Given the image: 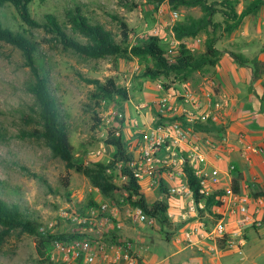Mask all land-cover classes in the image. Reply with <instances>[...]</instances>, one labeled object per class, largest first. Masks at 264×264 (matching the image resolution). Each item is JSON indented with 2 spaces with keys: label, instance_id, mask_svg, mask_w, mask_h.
<instances>
[{
  "label": "rangeland",
  "instance_id": "374dc122",
  "mask_svg": "<svg viewBox=\"0 0 264 264\" xmlns=\"http://www.w3.org/2000/svg\"><path fill=\"white\" fill-rule=\"evenodd\" d=\"M238 1L237 10L241 11L251 0ZM76 2L82 5L83 13L90 23L100 24L116 41L121 37L119 22L113 18L115 16L128 25L130 45H136L148 36H157L170 54L168 56L170 62L173 60L171 55L179 45L173 39L171 26L186 15L193 17L201 15L199 8H182L175 18L174 12L166 3L156 8L147 0H32L28 9L31 18L41 24L45 23V15H54L70 37L85 42V38L74 30L65 16V9ZM131 2L136 3L137 7H131ZM254 17L258 15L248 18L249 22L245 23L243 28L249 35L248 39L260 33L264 40V30L259 31V28H256L257 22ZM260 17L264 19V7ZM214 19L221 21L219 15ZM0 20L4 27L24 34L36 44L37 63L42 65L46 72L50 91L56 99L63 123L67 127L76 161L87 167H93L100 161L107 163L112 150H107V154L101 160H98V157H90L89 152L99 150L106 139V131L118 125L116 119L107 122L112 118L108 112L109 108L121 110L114 101L97 102L93 99L95 87L87 80L94 79L104 83L108 79H113L117 87L126 90L129 100L121 103L125 121L120 123V132L124 134L130 116L137 115V107L143 105V113H146L151 110L152 101L161 97L165 80L153 82L142 76L145 63L148 61L137 58L125 60L119 57L93 59L65 49L43 27H30L22 22L10 4L0 7ZM239 32L235 30L227 35L222 28L217 31L216 47L221 51V57L225 56L231 61L227 51L238 52L236 40L240 39L237 35ZM205 37V34H200L195 38L186 39L184 43L192 53L197 54L203 49ZM256 38L254 39L258 40L259 37ZM261 45L263 44L251 45L256 51L252 55L261 49ZM216 67L209 70L206 75L200 76L196 73L188 81H176L172 86L192 89L191 87L194 88L202 82H212L217 79ZM30 77V70L25 66L21 51L10 44L0 42V196L8 202L18 203L42 226L52 222L56 225L57 233L81 236L70 223L60 220V211L78 212L88 205L90 199L95 202L106 199L98 189L91 186L85 176L74 170H67L64 163L52 154L43 140L30 136L34 129H39L35 101L26 89ZM95 118L99 119L97 127ZM67 174L70 184L65 187L62 180ZM112 180L115 184L121 185L117 174H112ZM122 194L115 193L112 201H106L115 204ZM156 201L160 200L147 198L149 203ZM119 209L123 213V207ZM157 226L156 231L149 228H144V231L153 237L148 244L162 242V245L158 246V249L146 244L148 246L141 252L144 258L150 259L154 255L162 256L168 252L171 242L170 235H166L168 229L163 228L160 222ZM2 230L0 226V232ZM137 230V236L141 235L143 230ZM177 230L176 227L174 231H169L173 234ZM115 233L107 232L104 236L105 241L118 239ZM124 240L120 237L117 242L124 244ZM165 243L169 246L163 245ZM60 257L56 254L53 261L62 264L57 260ZM0 264H38L34 251V237L19 230L5 235L0 240Z\"/></svg>",
  "mask_w": 264,
  "mask_h": 264
},
{
  "label": "trees",
  "instance_id": "16d2710c",
  "mask_svg": "<svg viewBox=\"0 0 264 264\" xmlns=\"http://www.w3.org/2000/svg\"><path fill=\"white\" fill-rule=\"evenodd\" d=\"M148 3L158 8L166 3L173 12H178L182 8H199L201 15L193 17L186 15L180 20L174 22L171 26L173 39L179 43L178 49L171 55L172 62L169 61V55L166 48L162 45L161 39L151 35L138 42L136 45L129 43V27L118 17H113L119 22L120 37L116 41L112 34L106 31L100 24L90 23L87 16L83 13V7L79 3H75L71 7L65 9V16L68 23L79 34L85 38V42H80L70 37L63 29L56 17L52 14L45 15V23L41 24L31 18L28 6L32 0H0V7L10 4L17 11L20 19L30 27H43L48 33L52 34L54 39L62 44L65 49L79 54L81 56L93 59L105 57H119L125 60L137 58L145 63L142 76L150 81H162L163 90L167 91L174 88L172 85L177 82H186L193 78L196 73L200 76L206 75L209 70L215 68L220 61L221 51L216 47L218 41L217 31L220 28L230 35L237 30L244 18L255 16L261 8L264 7V0H251L240 12L237 10L238 0H147ZM125 6L128 4H124ZM135 8L137 4L130 3ZM219 15L221 21H215V16ZM200 34H205L203 49L201 52L192 53L185 45L184 41L189 38H195ZM0 42H5L19 49L22 53L25 66L31 73V79L26 83L27 91L33 96L36 106L37 123L39 129H34L30 136L35 139L43 140L45 145L50 149L52 154L58 157L67 170H74L78 174L85 176L91 186L99 190L102 196L112 201L115 193L127 191L129 200L131 196L137 199L131 202L134 206H139L148 216L156 218L163 228L168 229L167 235L170 234L169 227L172 225L167 217L168 201L167 197L163 200L153 203L147 202L144 194L140 191V186L132 175L127 164L131 161L132 154L127 150L126 133L120 132L114 126L108 129L107 137L104 141L106 146L112 147V153L107 163L102 161L96 163L93 167H87L76 161L73 153V146L70 143L68 130L63 123L60 110L56 99L51 93L49 82L44 67L37 63V47L36 44L26 37L24 34L14 32L4 27L0 20ZM232 59L245 65L247 62L237 53H230ZM252 62V61H249ZM254 66L255 78L258 71L264 68V63L252 62ZM261 68V69H260ZM256 72V73H255ZM89 84L94 85L95 89L92 98L99 101H114L118 108L123 111L122 102L129 100L128 94L124 88L116 86L113 79H108L104 83L98 80L89 79ZM99 104V103H98ZM152 112L154 110L152 109ZM98 126L99 119H94ZM166 120H157L153 124L160 125ZM125 118L121 121L124 123ZM94 127V128H95ZM120 127V126H119ZM194 130L206 133L215 139H220L223 127L211 122L200 123L194 126ZM119 131V135L115 133ZM122 164L120 169L117 166ZM112 169V173L108 174L107 170ZM187 183L193 192L196 201L203 198L200 197L199 181L193 175L192 170L185 165ZM237 172V171H236ZM120 174L127 178L125 184L117 185L112 180V174ZM241 174L233 179V188L239 192V180ZM65 187L70 184L69 174L62 180ZM162 191L167 189L162 187ZM221 194V190L213 193L206 198V208L212 205H218L216 196ZM69 196V194L67 195ZM98 203L93 199L88 201V205L80 209L78 213L83 214L88 208L96 207ZM0 226L3 228L0 232V240L9 232L19 230L23 233L34 237V251L37 256L38 264H57L52 260L55 241H69L78 236L65 233H45L43 234L38 223L26 210L22 209L18 203L8 202L0 196Z\"/></svg>",
  "mask_w": 264,
  "mask_h": 264
},
{
  "label": "built area",
  "instance_id": "2783aa9c",
  "mask_svg": "<svg viewBox=\"0 0 264 264\" xmlns=\"http://www.w3.org/2000/svg\"><path fill=\"white\" fill-rule=\"evenodd\" d=\"M173 15L175 18L178 16L177 12ZM162 92L161 97L152 101L151 110L147 115L143 113V105L137 107V119L131 120L125 130L127 150L132 154L127 166L139 184L140 191H153L158 194L159 200L167 197V200L177 198L185 201L181 218H192L198 223L196 227L184 232V239L190 244L199 242L198 236L215 243L225 241L228 220L232 217L238 236L246 227H259L260 221L254 218L256 210H249V196L236 192L233 188L236 166L229 162L224 169H220L214 163L222 161L223 154L219 150L226 144V140L222 136L215 139L204 132L194 130V126L200 123L218 124L221 105L209 92L175 87ZM108 112L112 118L107 122L116 119L118 125L114 127L119 129L125 114L112 108H109ZM170 118L174 120H166L156 126L153 124L157 120ZM115 134L119 135V131ZM105 136L107 137V133ZM238 143L243 144L241 137ZM109 149L112 150V147L103 142L101 148L89 152V156L101 160ZM248 152L262 153L264 147L245 146L240 151V156L247 162L250 160ZM185 165L199 181L198 193L203 198L199 201L195 200L188 186ZM121 166L122 164H119L117 169ZM107 173L111 174L112 169H108ZM119 178L121 183L127 182L125 176L120 174ZM162 187L167 191H162ZM247 187L248 185L245 186ZM220 190L221 194L215 199L219 204L206 208V198ZM122 193L117 203H100L96 207L88 208L83 214L76 211H60V220L70 223L81 236L69 241H55L52 260L57 254L61 256L57 260L62 264H139V258L130 242L116 245L105 241V234L111 230L107 223L114 218L121 206L125 219L133 225L153 227L159 221L148 216L139 206L131 204L137 199L134 195L129 200V193L124 190ZM212 207H215L214 210ZM203 211L210 214L205 216L208 223L198 222ZM167 217L172 218L168 210ZM116 227L120 228L121 225L118 223ZM55 228L56 225L50 222L44 225L41 231L43 234L57 233Z\"/></svg>",
  "mask_w": 264,
  "mask_h": 264
},
{
  "label": "crops",
  "instance_id": "0c3cea01",
  "mask_svg": "<svg viewBox=\"0 0 264 264\" xmlns=\"http://www.w3.org/2000/svg\"><path fill=\"white\" fill-rule=\"evenodd\" d=\"M261 12L262 8L255 15L258 17H254L257 22L255 26L259 28V31L264 30V19L260 17ZM248 18L250 17L244 18L236 30V32L240 31L237 34L240 39L236 40L238 42L236 44L237 54L245 61L247 60V64L241 65L235 62L230 56L233 51H227L231 61L225 56L220 58V63L216 67L217 79L212 82H202L191 88L193 91L211 93L214 100L221 105L220 119L217 125L223 127L222 137L226 140V144L219 150L223 154L222 161L214 163L220 169H224L229 162L236 166V174L242 176L239 180V192L249 196V210L251 212L256 210L254 218L260 221V226L246 227L238 236L234 217H232L228 220V234L225 241L215 243L198 236L199 242L190 244L185 241L184 232L196 227L198 223L192 218L183 220L181 215L184 213L185 201L171 198L167 200L168 213L172 215V218H169L172 224L169 230L174 231L176 227L178 230L169 234L170 246L166 243L163 244L169 246L165 255H154L147 259L141 254L146 248L145 246L149 245L159 249L158 246H161L162 242L148 244L151 243L153 237L144 231V228L156 231L157 224L153 227L133 225L125 219L124 213L119 210L114 218H111L107 223L110 231L116 232L118 239L116 238L114 241L110 239L108 243L119 245L120 242L117 241L120 237L125 239V242H130L133 251L139 258V264H264V152L258 154L248 152L249 162L240 156V151L245 146L264 147V68H260L261 71L257 73L259 77L255 78L253 76L255 69L251 64L252 62L264 63V40L260 33L248 39L249 35L243 28L245 23L249 22ZM256 36L259 37L258 40L254 39ZM253 44H263L255 55H252L256 52L251 47ZM145 114L147 115V112ZM132 116H130V121L137 119V115ZM240 137L243 139V144L238 143ZM246 185H248L247 188H245ZM142 193L146 199L153 197V199L159 200L158 194L153 191L144 190ZM104 202L107 201L102 199L97 203ZM214 208L211 209L214 210ZM207 214L210 215L207 211H203L198 222L208 223L206 221L208 219L205 217ZM118 223L121 225L120 228L116 227ZM137 229L143 230L141 235L137 236ZM162 251L165 252V250Z\"/></svg>",
  "mask_w": 264,
  "mask_h": 264
}]
</instances>
